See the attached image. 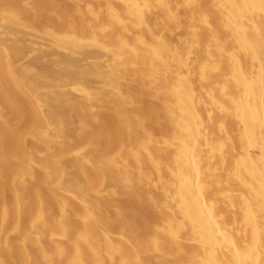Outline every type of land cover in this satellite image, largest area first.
I'll use <instances>...</instances> for the list:
<instances>
[{"label":"bare ground","instance_id":"6f19581e","mask_svg":"<svg viewBox=\"0 0 264 264\" xmlns=\"http://www.w3.org/2000/svg\"><path fill=\"white\" fill-rule=\"evenodd\" d=\"M0 264H264V0H0Z\"/></svg>","mask_w":264,"mask_h":264}]
</instances>
